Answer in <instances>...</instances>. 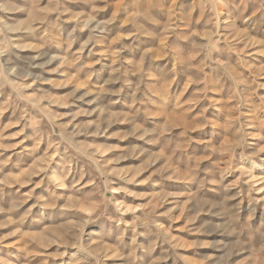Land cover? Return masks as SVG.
I'll use <instances>...</instances> for the list:
<instances>
[{
	"label": "rangeland",
	"instance_id": "rangeland-1",
	"mask_svg": "<svg viewBox=\"0 0 264 264\" xmlns=\"http://www.w3.org/2000/svg\"><path fill=\"white\" fill-rule=\"evenodd\" d=\"M0 264H264V0H0Z\"/></svg>",
	"mask_w": 264,
	"mask_h": 264
}]
</instances>
